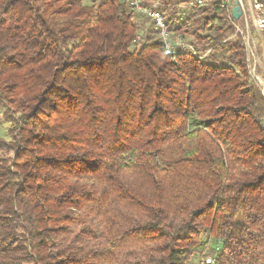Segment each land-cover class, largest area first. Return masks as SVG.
<instances>
[{
    "label": "trees",
    "instance_id": "1",
    "mask_svg": "<svg viewBox=\"0 0 264 264\" xmlns=\"http://www.w3.org/2000/svg\"><path fill=\"white\" fill-rule=\"evenodd\" d=\"M187 1L142 3L201 58L128 0H0V264H264V97Z\"/></svg>",
    "mask_w": 264,
    "mask_h": 264
},
{
    "label": "built area",
    "instance_id": "2",
    "mask_svg": "<svg viewBox=\"0 0 264 264\" xmlns=\"http://www.w3.org/2000/svg\"><path fill=\"white\" fill-rule=\"evenodd\" d=\"M234 0H219L223 7L231 10ZM241 10V16L238 20L234 19L235 34L240 35L246 49V56L249 63V71L251 76L257 81L260 86L261 93L264 97V78L261 77L256 67L260 63L257 58L256 40L253 31H261L264 29V0H237ZM129 4L137 11L151 19L156 29V33L162 41L165 50L169 51L176 47L178 51L190 52L195 57H203L200 55L194 46L182 41L181 39H171L168 27L164 17L159 9V3L153 2L149 5H144L142 0H128ZM203 0H188L184 6L190 10H194L200 5ZM233 18V17H232ZM261 126L264 130V116L261 120ZM218 245H216V249ZM196 264H219L214 256H205Z\"/></svg>",
    "mask_w": 264,
    "mask_h": 264
},
{
    "label": "rangeland",
    "instance_id": "3",
    "mask_svg": "<svg viewBox=\"0 0 264 264\" xmlns=\"http://www.w3.org/2000/svg\"><path fill=\"white\" fill-rule=\"evenodd\" d=\"M256 50H257V58H258V61L260 62L258 66L256 67V69H257L258 74L264 78V51H263L262 43L260 42L257 43L256 41ZM1 114H2V110L0 109V115ZM6 128H7V124H4V123L0 124V137L8 138L6 135Z\"/></svg>",
    "mask_w": 264,
    "mask_h": 264
},
{
    "label": "water",
    "instance_id": "4",
    "mask_svg": "<svg viewBox=\"0 0 264 264\" xmlns=\"http://www.w3.org/2000/svg\"><path fill=\"white\" fill-rule=\"evenodd\" d=\"M231 15H232L233 19H235V20H238L239 17L241 16V10H240V7L238 5L237 0L233 1V6L231 8Z\"/></svg>",
    "mask_w": 264,
    "mask_h": 264
}]
</instances>
